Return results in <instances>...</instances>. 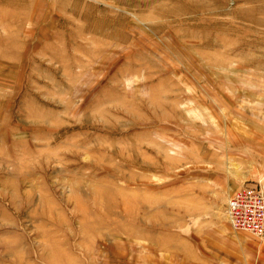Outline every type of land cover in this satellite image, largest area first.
I'll use <instances>...</instances> for the list:
<instances>
[{
	"label": "rangeland",
	"instance_id": "obj_1",
	"mask_svg": "<svg viewBox=\"0 0 264 264\" xmlns=\"http://www.w3.org/2000/svg\"><path fill=\"white\" fill-rule=\"evenodd\" d=\"M264 0H0V264H264Z\"/></svg>",
	"mask_w": 264,
	"mask_h": 264
},
{
	"label": "built area",
	"instance_id": "obj_2",
	"mask_svg": "<svg viewBox=\"0 0 264 264\" xmlns=\"http://www.w3.org/2000/svg\"><path fill=\"white\" fill-rule=\"evenodd\" d=\"M227 215L236 230L264 238V186L254 184L235 192L228 201Z\"/></svg>",
	"mask_w": 264,
	"mask_h": 264
},
{
	"label": "bare ground",
	"instance_id": "obj_3",
	"mask_svg": "<svg viewBox=\"0 0 264 264\" xmlns=\"http://www.w3.org/2000/svg\"><path fill=\"white\" fill-rule=\"evenodd\" d=\"M227 217H228V215H227ZM228 221H229V218H228ZM229 223H230V221H229ZM230 225H231V223H230ZM231 227L233 228V226L231 225ZM234 230H236L235 228H233ZM236 231H246V232H249V231H247V230H236ZM251 233V232H250ZM260 239H262L263 241H264V238H262V237H260Z\"/></svg>",
	"mask_w": 264,
	"mask_h": 264
}]
</instances>
